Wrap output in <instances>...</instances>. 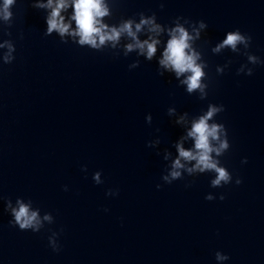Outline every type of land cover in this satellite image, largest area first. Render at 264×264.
I'll return each instance as SVG.
<instances>
[{
	"label": "water",
	"instance_id": "1",
	"mask_svg": "<svg viewBox=\"0 0 264 264\" xmlns=\"http://www.w3.org/2000/svg\"><path fill=\"white\" fill-rule=\"evenodd\" d=\"M163 2L161 9V0H116L114 19L155 11L165 24L176 16L205 20L197 43L209 65L206 100L160 76L155 61L139 57L129 70L135 53L116 56L45 36L43 10L17 0L10 29L16 60L0 68V195L30 197L55 223L40 233L13 228L0 201V264H216V250L230 255L227 264H264V65L238 75L245 56L211 52L239 28L253 38L250 51L264 57V0ZM210 102L225 106L216 119L232 146L221 159L243 183L213 189L212 175L202 174L158 189L162 150L183 131L168 107L197 115ZM156 136L160 155L147 146ZM97 170L101 185L92 180ZM109 188L119 196H106ZM209 192L217 199L206 200ZM61 227L57 253L47 237Z\"/></svg>",
	"mask_w": 264,
	"mask_h": 264
},
{
	"label": "clouds",
	"instance_id": "2",
	"mask_svg": "<svg viewBox=\"0 0 264 264\" xmlns=\"http://www.w3.org/2000/svg\"><path fill=\"white\" fill-rule=\"evenodd\" d=\"M115 3L116 0H32L31 6L45 13V36L55 35L62 43L71 42L94 51L110 49L116 56L122 54L128 57L135 53L137 59L128 65L129 70L140 66L139 57L149 62L155 61L160 76L168 74L174 77L178 86L183 87L187 94L206 100L209 96V65L197 43L208 29L206 21L176 16L171 23L165 24L159 22L155 11L151 14L140 11L115 20ZM16 4L17 0H0V68L16 60V43L11 38L10 30ZM164 6L161 0L159 7L163 9ZM4 36L9 38L5 39ZM20 38H23L22 34ZM252 42L251 34L237 28L227 31L223 39L211 47V52L220 54L224 50H230L245 56L247 61L240 65L237 74L252 76L255 66L264 65V57L250 51ZM231 63L229 59L225 64L217 65V74H224ZM224 111L223 104L212 102L197 115L188 111L178 112L175 106L168 107L167 115L183 131L172 142L171 148L162 150V159L166 163L161 176L163 184H157L158 189L164 184L183 180L186 176L197 177L202 174L212 175L210 186L213 189L230 185L233 181L235 185L243 183L242 177L234 178L221 159L232 146L227 127L216 119L218 114ZM145 119L151 124L152 114L148 113ZM160 145L159 136L147 141V146L156 149L157 155L161 154ZM247 162V157L241 161L242 164ZM81 171L87 174V165H82ZM92 180L97 185L103 184L102 170L95 171ZM185 187H191V183H187ZM63 189L67 192L69 186L64 185ZM119 194V188H109L106 191L108 197H117ZM218 198L223 201L226 196L220 193ZM205 199L213 201L217 199V195L209 192ZM0 201L3 202V211L11 217L9 224L13 228L40 233L46 225L55 223L53 214L48 211L42 213V209L36 206L30 197L25 199L23 196H17L13 201L10 196L0 195ZM104 211L109 210L105 208ZM49 231L48 246L59 253L62 250L60 237L64 229L61 227L58 231ZM215 261L216 264H227L230 255L216 250Z\"/></svg>",
	"mask_w": 264,
	"mask_h": 264
}]
</instances>
